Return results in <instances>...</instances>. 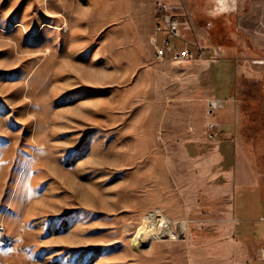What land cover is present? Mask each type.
<instances>
[{"label":"rangeland","instance_id":"obj_1","mask_svg":"<svg viewBox=\"0 0 264 264\" xmlns=\"http://www.w3.org/2000/svg\"><path fill=\"white\" fill-rule=\"evenodd\" d=\"M166 4L195 59L155 57L138 0H0V264H248L195 155L228 139L240 184L264 187V0ZM157 212L173 233L140 245Z\"/></svg>","mask_w":264,"mask_h":264},{"label":"crops","instance_id":"obj_2","mask_svg":"<svg viewBox=\"0 0 264 264\" xmlns=\"http://www.w3.org/2000/svg\"><path fill=\"white\" fill-rule=\"evenodd\" d=\"M138 1L141 2L144 11L146 10L149 14H152L151 19L154 21L155 30L156 25L160 21L154 10L156 0ZM185 29L183 28L182 33L187 38L184 32ZM179 46L183 48L184 43L179 42ZM262 62L258 61L257 63L264 65ZM235 92L236 88L227 97L233 96ZM215 97L217 96L215 95ZM228 117H230V114L224 113L217 119L222 121L225 126L221 132L224 131L229 134L230 138L231 134L236 133V128L228 121ZM232 117H234L233 114ZM226 142H229V140L213 142L216 147L211 153L200 152L198 156L195 155L201 164L199 171L200 177L203 178L201 182L202 191L209 204L221 205L219 209L221 216L219 218L223 219L222 223L225 226H228L233 238H238L235 240L253 247L254 252L248 264H264V260L261 258V253L264 249V199L260 198L264 187L258 186L255 187L257 189H252L250 186L240 184L238 171H236L240 162L239 154L235 153L232 163L229 164L227 158L223 155V148ZM240 193L246 194V199L242 204V211H239L237 206V199ZM252 199H255V201H251ZM259 200L262 201L259 202Z\"/></svg>","mask_w":264,"mask_h":264},{"label":"built area","instance_id":"obj_3","mask_svg":"<svg viewBox=\"0 0 264 264\" xmlns=\"http://www.w3.org/2000/svg\"><path fill=\"white\" fill-rule=\"evenodd\" d=\"M168 0H156L155 14L160 18L153 34L150 37L154 47V55L158 60L171 59L177 62L195 59L193 47H198L194 43L188 41L183 36V22L178 16L173 14L166 4ZM179 42L184 43V47L179 46ZM198 49V48H197ZM228 100L209 99L207 101L208 115L211 117L224 108ZM217 122H209L207 124V135L210 140H217L220 129ZM264 260V249L261 253Z\"/></svg>","mask_w":264,"mask_h":264},{"label":"bare ground","instance_id":"obj_4","mask_svg":"<svg viewBox=\"0 0 264 264\" xmlns=\"http://www.w3.org/2000/svg\"><path fill=\"white\" fill-rule=\"evenodd\" d=\"M152 222L155 223L156 226L157 224H163V229H158V227H155L154 231L144 229L143 231L139 232L136 235L135 239L140 240L138 242L140 243V245L145 244L147 246L151 242V240L162 238L166 234H171V232L173 233V231L169 230L171 229V225L173 224L172 220H168L167 218H165V216L161 212L154 213L150 217L146 218L147 225L148 223L149 225L153 224ZM181 229L184 231L186 230V227L183 225Z\"/></svg>","mask_w":264,"mask_h":264},{"label":"clouds","instance_id":"obj_5","mask_svg":"<svg viewBox=\"0 0 264 264\" xmlns=\"http://www.w3.org/2000/svg\"><path fill=\"white\" fill-rule=\"evenodd\" d=\"M214 3L215 7L210 13L213 16L236 10V0H214Z\"/></svg>","mask_w":264,"mask_h":264},{"label":"trees","instance_id":"obj_6","mask_svg":"<svg viewBox=\"0 0 264 264\" xmlns=\"http://www.w3.org/2000/svg\"><path fill=\"white\" fill-rule=\"evenodd\" d=\"M196 55H197V58H200V54L197 53Z\"/></svg>","mask_w":264,"mask_h":264}]
</instances>
